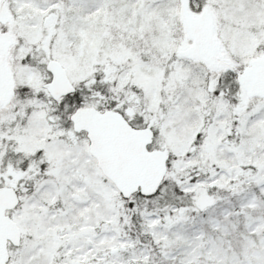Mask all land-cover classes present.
<instances>
[{
	"label": "snow or ice",
	"instance_id": "obj_1",
	"mask_svg": "<svg viewBox=\"0 0 264 264\" xmlns=\"http://www.w3.org/2000/svg\"><path fill=\"white\" fill-rule=\"evenodd\" d=\"M0 264H264V0H0Z\"/></svg>",
	"mask_w": 264,
	"mask_h": 264
}]
</instances>
